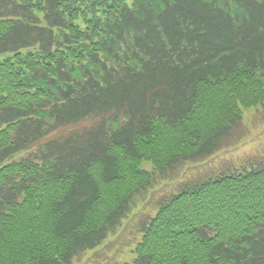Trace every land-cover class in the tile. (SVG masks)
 I'll return each mask as SVG.
<instances>
[{"label":"trees","instance_id":"obj_1","mask_svg":"<svg viewBox=\"0 0 264 264\" xmlns=\"http://www.w3.org/2000/svg\"><path fill=\"white\" fill-rule=\"evenodd\" d=\"M0 54V264H73L264 106V0H0ZM263 160L160 199L131 264H264Z\"/></svg>","mask_w":264,"mask_h":264},{"label":"rangeland","instance_id":"obj_2","mask_svg":"<svg viewBox=\"0 0 264 264\" xmlns=\"http://www.w3.org/2000/svg\"><path fill=\"white\" fill-rule=\"evenodd\" d=\"M91 123H82L78 129ZM62 131V129L54 131L47 138L57 136ZM36 150L37 148L22 153L21 156L26 157ZM250 158L264 159V106L244 110L242 123L233 131L219 152L203 162L188 164L183 169L179 167L174 174L179 178L177 181L163 182L151 190L146 200L138 204L114 234H110L94 251L82 254L73 264H131L135 255L134 250L142 237L140 226L144 221L154 217L160 199L175 193L185 182L216 174L226 168L245 165L250 162ZM142 168L151 170L150 164L147 163H144Z\"/></svg>","mask_w":264,"mask_h":264}]
</instances>
